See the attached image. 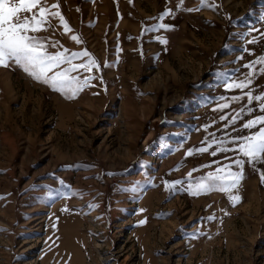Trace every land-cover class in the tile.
Returning a JSON list of instances; mask_svg holds the SVG:
<instances>
[{
    "label": "rangeland",
    "instance_id": "374dc122",
    "mask_svg": "<svg viewBox=\"0 0 264 264\" xmlns=\"http://www.w3.org/2000/svg\"><path fill=\"white\" fill-rule=\"evenodd\" d=\"M41 6L43 73L0 64V264H264V0Z\"/></svg>",
    "mask_w": 264,
    "mask_h": 264
},
{
    "label": "snow or ice",
    "instance_id": "6c2138e0",
    "mask_svg": "<svg viewBox=\"0 0 264 264\" xmlns=\"http://www.w3.org/2000/svg\"><path fill=\"white\" fill-rule=\"evenodd\" d=\"M38 6V13L33 12V9ZM52 7H58V5ZM25 12L32 13L31 17L21 15ZM46 13L47 9L41 6V0H0V64L4 63L7 57H15L17 62L27 61L33 66L40 65L43 73V60L38 53V49L31 43V39L23 33L29 28L36 31L38 26L44 23L43 17ZM52 15L59 14L52 13ZM61 20H63V17H61ZM65 28L67 29L66 24ZM73 39L77 38L73 37ZM84 55H88V53L85 52ZM48 59L58 60L59 54L57 57H48ZM81 67L86 66L82 65ZM236 87H245V85L238 84ZM255 99L260 100L261 97L257 96ZM257 123L264 124V115L249 121L244 127L251 128ZM241 150L245 156H251L253 160L257 159L258 155L264 152V128L260 130L257 137L252 138V142L244 145ZM201 151H207V149H201Z\"/></svg>",
    "mask_w": 264,
    "mask_h": 264
}]
</instances>
